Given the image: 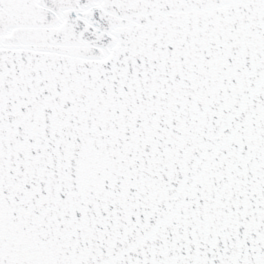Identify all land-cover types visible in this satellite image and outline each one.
<instances>
[{
	"label": "snow or ice",
	"instance_id": "obj_1",
	"mask_svg": "<svg viewBox=\"0 0 264 264\" xmlns=\"http://www.w3.org/2000/svg\"><path fill=\"white\" fill-rule=\"evenodd\" d=\"M0 264H264V0H0Z\"/></svg>",
	"mask_w": 264,
	"mask_h": 264
}]
</instances>
